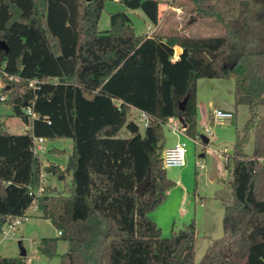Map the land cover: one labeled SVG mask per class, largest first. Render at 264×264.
Listing matches in <instances>:
<instances>
[{
	"label": "trees",
	"instance_id": "16d2710c",
	"mask_svg": "<svg viewBox=\"0 0 264 264\" xmlns=\"http://www.w3.org/2000/svg\"><path fill=\"white\" fill-rule=\"evenodd\" d=\"M108 1L142 11L154 27L161 22V0H0L6 104L24 124L31 123L25 110H33L37 137L73 142L69 173L55 164L43 168L32 137L11 134L0 122V236L35 209L61 233L44 239L40 252L53 259L60 241L69 245L60 264H196L194 222L164 239L149 218L174 186L163 168V126L181 114L185 133L196 138L198 81L232 78L236 111L247 106L249 120L225 164L233 195L224 206L223 244L233 252L226 264H264V0H192L199 19L226 29L209 38L138 36L126 11L111 14L103 33ZM133 110L146 117L144 134L130 121ZM124 128L131 138L118 139ZM42 170L48 181L71 177V195L46 186L36 197ZM27 260L0 257V264ZM201 264L215 263L207 257Z\"/></svg>",
	"mask_w": 264,
	"mask_h": 264
},
{
	"label": "rangeland",
	"instance_id": "374dc122",
	"mask_svg": "<svg viewBox=\"0 0 264 264\" xmlns=\"http://www.w3.org/2000/svg\"><path fill=\"white\" fill-rule=\"evenodd\" d=\"M259 3L261 0H258ZM172 3L171 9L169 6ZM126 11L129 15L135 33L138 36H174L186 35L191 37L209 38L223 37L226 29L219 22L212 19H199L193 12L192 0H163L161 6V22L157 29L147 20L142 11H130L117 1H108L102 13L99 30L103 33L111 29L110 16L113 13ZM179 14V15H178ZM10 90L7 82L0 78V92ZM235 80H200L197 83V133L196 138L189 137L182 127L180 133H175L169 127L172 122L163 126L166 146L183 139L187 143L188 153L182 168L165 169L167 178L174 186L167 192L166 200L157 207L149 218L161 229L164 239H169L174 233L184 230L194 222L196 228L195 260L201 264L207 257L214 259L215 264H226L233 252L224 243V214L225 205L233 201L231 175L225 168L227 159L233 154L236 133L243 130L249 120L247 106H240L236 111L234 99ZM231 107L234 118L219 120L213 117L216 110L227 111ZM264 115V108L260 110ZM130 121L135 122L145 133L146 124L141 113L133 110ZM0 122L6 124V130L14 135H23L25 124L13 115L11 107L4 103L0 105ZM200 136L209 139V144L203 143ZM129 139L131 134L124 128L117 137ZM48 150L41 154L44 164H55L60 168H67L73 152V142L70 139L47 140ZM254 141L250 142L246 152L253 154ZM59 152V153H58ZM203 156V157H202ZM201 162L204 169L197 167ZM217 164L218 178L211 180L212 171ZM50 185L63 196L71 195L72 179L68 177L61 182L52 179ZM35 211L29 212V217L10 234L8 239H1L0 257L16 258L20 254L19 243L27 251L29 264H60L61 257L69 250L65 241H60L57 256L49 259L40 252L44 239L58 238L59 233L50 220L38 218ZM234 256V255H233ZM243 264L244 260H237Z\"/></svg>",
	"mask_w": 264,
	"mask_h": 264
},
{
	"label": "built area",
	"instance_id": "2783aa9c",
	"mask_svg": "<svg viewBox=\"0 0 264 264\" xmlns=\"http://www.w3.org/2000/svg\"><path fill=\"white\" fill-rule=\"evenodd\" d=\"M4 75H5V73L3 72V70L0 69V78H2ZM38 85H39V81H37V80L29 83V87L32 89L38 88ZM7 99L8 98L0 92V105L6 103ZM25 114L27 116H30L31 123L25 124L24 132H25V134L30 135L32 137V141H33L32 151L35 154V156L41 158V154L45 153L48 150V148L46 146L47 140L44 137H37L34 133V123H35V121L40 120V118H38L34 114V112L31 108L26 109ZM213 117L215 119H219V120H228V119L234 118V113L229 112V111L216 110L213 114ZM142 119L145 121V124L147 127L146 117L143 116ZM46 121H47L48 126L52 125L51 120H46ZM171 122L172 123H171V125H169V127L173 130V132L180 133L181 131L179 130V128L182 127V125L179 122L178 118L171 120ZM200 139H201V136H200ZM187 153H188L187 143L185 140H180L174 147L167 148L163 154V168H164V170L165 169H171V168H182V167H184ZM228 160H229V158L227 159V161ZM41 162H42L43 168L50 166V164L49 165L44 164L42 160H41ZM197 167L204 169V167L200 161L197 163ZM48 177H49V175L44 170H42L40 187L35 192H33L36 197L44 194L46 183L48 182ZM33 211H36V210L34 209ZM27 219H28V217L19 218V219L13 221L12 223H9L5 227V229L3 230V232L0 236L1 239H8L10 237V234L12 232H15L17 230V227L20 226L22 224V222L26 221ZM59 235H61V233H59ZM0 243H1V240H0ZM29 262L30 261L27 260V264H29Z\"/></svg>",
	"mask_w": 264,
	"mask_h": 264
},
{
	"label": "water",
	"instance_id": "95a60500",
	"mask_svg": "<svg viewBox=\"0 0 264 264\" xmlns=\"http://www.w3.org/2000/svg\"><path fill=\"white\" fill-rule=\"evenodd\" d=\"M91 1L92 0H87L88 3L91 2ZM0 51H6V52L9 51L7 45L4 42H0ZM176 52L180 55L181 54V49L177 48ZM61 82L63 83L64 80L62 79ZM188 99H189V95L180 104V111L181 112L185 111ZM178 120L181 123L183 129L185 130L187 128V124L185 123V121H184L183 117L181 116V114L179 115ZM201 139H202L203 143H205L206 145L209 144V139L206 138L205 136H201ZM72 167H73V158L70 157L68 166L66 168V172L69 173L71 171ZM217 178H218V166L216 164L214 169H213V171H212V174H211V180H215ZM149 183H150V175L147 176L146 180L142 184L138 185V187L136 189V194L138 196H144L145 190L148 187ZM19 246H20V254H19V256L23 257V258L26 257L27 256V252H26V249L22 246V242L19 243Z\"/></svg>",
	"mask_w": 264,
	"mask_h": 264
},
{
	"label": "crops",
	"instance_id": "0c3cea01",
	"mask_svg": "<svg viewBox=\"0 0 264 264\" xmlns=\"http://www.w3.org/2000/svg\"><path fill=\"white\" fill-rule=\"evenodd\" d=\"M162 2H163V0H161ZM171 9H173L172 7V3L170 4V6H169ZM179 15V14H178ZM159 26H157V27H154L153 26V29H157ZM148 36H151V33L150 34H147ZM177 53V52H176ZM181 53H182V49H181ZM179 54L177 53V56H178ZM219 110H221V109H219ZM227 111H229V112H233L232 110H231V107H229V109L227 110ZM234 113V112H233ZM141 116H142V118H143V114L141 113ZM171 122V121H170ZM180 140H183V139H180ZM180 140H178V141H176V142H174V145H171V146H166V149L167 148H171V147H174ZM51 165V164H50ZM218 173H219V171H218ZM50 182L51 181H48L47 183H46V186H50L51 188H54V187H52L51 185H50ZM54 189H56V188H54ZM57 190V189H56ZM35 213H36V211H35ZM29 217H31V216H29V214H28V218ZM27 252V251H26Z\"/></svg>",
	"mask_w": 264,
	"mask_h": 264
}]
</instances>
